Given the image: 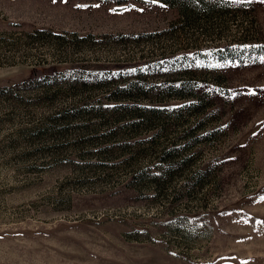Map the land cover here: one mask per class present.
<instances>
[{
    "label": "rangeland",
    "instance_id": "1",
    "mask_svg": "<svg viewBox=\"0 0 264 264\" xmlns=\"http://www.w3.org/2000/svg\"><path fill=\"white\" fill-rule=\"evenodd\" d=\"M0 264H264V0H0Z\"/></svg>",
    "mask_w": 264,
    "mask_h": 264
},
{
    "label": "trees",
    "instance_id": "2",
    "mask_svg": "<svg viewBox=\"0 0 264 264\" xmlns=\"http://www.w3.org/2000/svg\"><path fill=\"white\" fill-rule=\"evenodd\" d=\"M201 1V0H199ZM66 67L64 64H50V65H37V66H32L28 67L25 72V78L26 79H33L42 75H45L47 73H53L57 72L58 70L63 69ZM105 69H115V65H107L103 67ZM117 87L113 88V92L117 91Z\"/></svg>",
    "mask_w": 264,
    "mask_h": 264
}]
</instances>
